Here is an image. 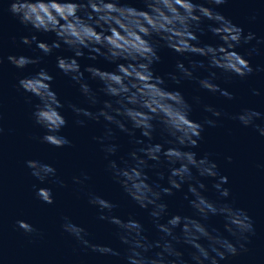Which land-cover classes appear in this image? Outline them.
Instances as JSON below:
<instances>
[{
    "label": "clouds",
    "instance_id": "clouds-1",
    "mask_svg": "<svg viewBox=\"0 0 264 264\" xmlns=\"http://www.w3.org/2000/svg\"><path fill=\"white\" fill-rule=\"evenodd\" d=\"M226 2L227 0H207L210 5ZM7 3V10L18 18L21 24L31 25L37 32L55 33L57 37V40L48 44L39 41L36 35L22 36V43L31 45L36 42L37 48L44 55H49L53 49L59 48L62 42L74 53V57L58 56L57 67L79 85L81 93L91 105L95 106L99 101L84 80V73L75 57L84 56L83 49H88L90 53L95 54L91 55L90 59L95 60L99 55L109 62H118L115 71L94 66L85 68L84 71L90 73L92 78L102 82L101 91L114 99L104 100L103 106L95 112L76 104H68L77 117L84 116L97 122L103 118L108 124H114L120 131L132 136L133 130L139 129L141 135L149 141L159 126L161 135L166 137V148L161 143L145 144L144 141L136 139L133 142L141 146L130 152V160L122 157L123 166L118 165L116 160H109L107 164L113 179L128 196L139 207L151 208L149 215L153 218L158 232L162 234L160 239L150 241L144 234V227L139 220L133 217L122 219L112 214L116 204L101 195L89 194L88 202L100 209L99 219L107 220L122 230L118 235L121 243L127 245L123 257L126 264H188V261L183 259V253L175 247L174 241H182L194 249L191 260L195 264H219L220 260L236 256L241 251H248L245 241H248L249 236L246 234H254L251 217L243 208L210 199L202 191L207 190L206 184L193 173L195 169L198 177L213 178L212 187L220 197L227 198L230 195V189L224 186L228 177L218 171L216 161L210 159L211 154L205 153L198 157L197 153L191 150L198 147L204 125L215 126L217 121L207 117L203 123L192 120L191 105L180 91L163 87L164 79L154 75L152 65L160 60L157 50L162 42L176 53L207 57L209 69L218 68L224 73L244 78L252 74L254 69L249 60L234 49L242 42L247 44L255 39V33L249 31L245 35L243 29L231 19L213 7L194 0H143L144 9L121 3V0H7ZM204 20L214 22L208 25V30L220 38V45L200 44L196 32H203L201 24ZM260 42L257 40V43ZM254 51L255 48L250 49L248 55H252ZM7 59L22 69L29 64L40 63L41 57L9 55ZM2 63L3 57L0 56V64ZM189 63L190 68L185 67L182 62L177 63L180 76L171 73L168 75L176 83L183 78L198 79L201 88L212 93L219 92L228 99L234 98L232 93L214 82L218 79L216 71H209L205 78H196L193 76V69L203 68L204 62L192 60ZM261 70L264 69H255ZM53 80L54 77L41 68L34 75L22 77L18 83L25 92L31 93L40 101L32 112L35 123L45 129L40 140L62 148L71 145V141L60 134L67 120L59 111L64 104L51 87ZM253 94L258 95L259 92L254 90ZM196 100L199 102V97H196ZM204 111L210 112L213 117L222 115L219 109L211 105H204ZM261 115L259 111L244 108L232 118L248 126ZM75 123L83 126L85 120L76 119ZM129 123L131 128L128 127ZM256 127L260 134L264 135V127ZM2 131L0 127V133ZM93 139L102 145L106 159L117 152L116 144L105 143L115 139L111 127L106 128L103 136ZM227 160L230 162L232 157L228 156ZM149 161L154 163L149 164ZM162 161L167 162L166 187L150 183L145 172L146 168L160 167ZM26 165L32 170L31 174L41 182L56 174L54 166L36 159L27 160ZM157 175L164 179L163 171ZM88 178L85 174L84 180ZM73 179L77 183H83L80 177ZM185 184L188 190L184 198L200 219L175 214L161 223L168 207L162 196L173 195V190H180ZM36 196L45 203L54 202L51 188L39 187ZM215 215L223 217L224 228L236 238L235 243L218 234L215 229L210 231L202 222ZM64 220L63 229L92 251L121 256L119 251L109 245L91 243L86 239L87 232L82 226L73 223L68 217ZM17 225L26 233L35 231L25 220L17 221ZM178 227L179 235L175 232ZM201 240H206L207 244L201 243ZM152 249L159 251L152 256L146 255Z\"/></svg>",
    "mask_w": 264,
    "mask_h": 264
},
{
    "label": "water",
    "instance_id": "water-1",
    "mask_svg": "<svg viewBox=\"0 0 264 264\" xmlns=\"http://www.w3.org/2000/svg\"><path fill=\"white\" fill-rule=\"evenodd\" d=\"M194 2L213 7L241 27L245 35L249 31L255 33V39L247 44L242 42L234 49L249 60L254 69L253 73L241 78L224 73L218 68L209 69L207 57L189 53L182 55L164 46L162 42L157 50L160 60L152 65V69L154 75L164 79V88L181 92L191 105L192 120L203 123L207 117L217 121L215 126L204 125L198 147L191 150L198 157L205 153L211 154L210 159L216 161L218 171L228 177L224 186L230 189V195L227 198L220 197L212 187L214 179L198 177L193 169L194 175L207 186V190L202 191L210 199L245 209L252 219L254 234H246L249 239L245 241L248 251H241L236 256L220 260L219 264H264V135L256 127H264V70L255 71L257 68L264 69V0H227L221 5L207 4V0ZM121 3H128L138 9L145 8L143 0H121ZM7 8V0H0V56L3 57V63L0 64V127L3 129L0 133V264H126L123 257L127 245L121 243L118 235L122 230L107 220L99 219L100 209L88 202L89 194L101 195L116 204L112 214L122 219L133 217L139 220L150 241L160 239L162 234L158 232L153 218L149 215L151 208L139 207L113 179L107 164L109 160H116L118 165L123 166L122 157L130 160V152L141 146L133 142L136 139L144 141L145 144L161 143L166 148V137L161 135L159 126L149 141L141 135L139 129H134L132 136L120 131L114 124H108L103 118L97 122L84 116L77 117L68 104H76L95 112L103 106L104 100L114 99L101 91L102 82L92 78L90 73L84 71L85 68L94 66L115 71L118 62H109L99 55L95 60L90 59L95 54L88 49H83L84 56L75 57L84 73V80L99 101L93 106L81 93L79 85L57 67L58 56L74 57V53L62 42L49 55H44L37 48L36 42L31 45L22 43V36L36 35L39 41L48 44L57 40V37L55 33L37 32L31 25L21 24ZM213 23L204 20L201 24L203 32H196L201 45L217 46L222 43L218 36L208 30V25ZM257 40L261 42L257 43ZM253 48V54L248 55V51ZM9 55L41 57V60L38 64H29L21 69L8 61ZM192 60L203 61L205 65L203 68L193 69L194 77L205 78L209 71H216L218 79L214 82L232 93L234 98L228 99L219 92L212 93L201 88L198 79L183 78L179 83L173 81L169 73L181 75L177 63L182 62L185 67L190 68L189 61ZM41 68L54 77L51 87L64 104L59 111L65 116L67 124L60 134L71 141L69 146L56 148L40 140L45 129L37 125L32 117L35 105L40 101L19 86L18 82L22 77L34 75ZM254 90L259 94L254 95ZM196 97H199V102ZM204 105L219 109L222 115L213 117L210 112L204 111ZM244 108L254 109L262 115L253 124L244 126L239 120L232 118ZM76 119L85 120V124L77 125ZM107 127L112 128L115 139L105 143L116 144L117 152L106 159L102 145L93 138L103 136ZM128 127L131 128L130 123ZM228 156L232 157L230 162L227 160ZM30 159L54 166L55 176L41 182L31 174L32 170L26 165V161ZM152 163L154 162L149 161V164ZM161 171L164 172V179L157 175ZM145 172L150 183L168 186L167 162L162 161L157 168H146ZM85 174L89 177L87 180H84ZM74 177H80L83 183L75 182ZM39 187L52 189L53 203H45L37 198L36 190ZM187 190L188 186L185 184L180 190H173V195L162 196L168 207L161 223L175 214L200 219L184 198ZM65 217L82 226L87 232L86 239L91 243L109 245L119 251L121 256L101 254L83 245L63 229ZM19 220L27 221L35 231L26 233L18 227ZM202 222L210 231L215 229L218 234L235 243L236 238L224 228L225 221L222 216H210ZM175 232L179 235L180 228L175 229ZM200 242L207 244L206 240ZM174 245L183 253V259L188 264H195L191 260L194 249L190 245L182 241H174ZM156 251L159 249H152L146 255L152 256Z\"/></svg>",
    "mask_w": 264,
    "mask_h": 264
}]
</instances>
